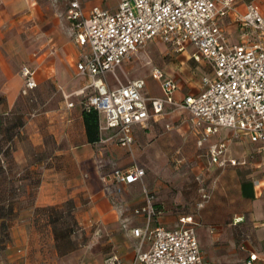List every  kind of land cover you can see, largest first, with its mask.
<instances>
[{
    "label": "crops",
    "instance_id": "crops-1",
    "mask_svg": "<svg viewBox=\"0 0 264 264\" xmlns=\"http://www.w3.org/2000/svg\"><path fill=\"white\" fill-rule=\"evenodd\" d=\"M119 1L79 0L85 15L95 6L113 11ZM249 3L264 16V0H234L233 8L218 18L230 45H251L258 41L257 31L239 21ZM216 5L218 8L221 6L219 1ZM68 7L69 0H0V164L4 168L5 164L14 166L19 170L16 172L18 177L23 170H40L37 173L40 183L33 191L17 189L21 205L16 202L0 204V211L20 213L14 221L1 215L0 226L14 229L13 241L24 239V230L36 223L34 220L38 215L33 217L34 213L43 209L48 211L54 206L58 196L55 185L62 184L67 189L66 198L75 201L78 220L84 227L94 225L108 235L106 241L112 245L109 256H117L121 264H132L138 250L148 249L153 239L150 235L141 243L140 238L132 233V229L143 228L146 224L145 215L135 213L145 203L142 190L143 187L148 188L145 175L142 181L122 184L111 179L110 173L102 174L99 167L102 162L121 167L129 162L146 165L153 161L152 147L157 140H162L157 153L160 159L166 160L169 145L164 142L170 144L171 141L166 137L167 140L163 141L160 137L147 143L146 139L153 132L152 127L159 126L175 138L174 141L191 142L193 148H202L199 155L207 157L209 170L219 168L215 178L218 185L212 200L198 211L197 219H193V215L185 216L188 225L195 228L204 258L212 264H245L249 255L254 253L256 259L253 264H264V152L258 150V144L247 139L234 140L228 157L237 163H213L211 149L231 131L220 129L206 135L202 128L195 127L187 110H173L169 105L162 114L152 115L144 123L133 126L132 144L130 150L127 149L130 153L107 139L109 131L99 130V126L104 124L103 115L100 119L98 117V140L89 142L82 116L84 108L80 102L90 93L87 87L90 80L77 71V63L88 54L89 48L75 41L74 29L67 18ZM154 41L159 40L148 42ZM163 44L171 52L178 53L181 63L191 61L197 77L188 75V81L182 84L175 69L152 66L146 79L136 78L144 80L145 95H161V80L152 76L154 69H160L164 77L172 78L177 84L175 99L199 93L203 88L202 78L210 74L209 66L204 61L193 60L194 47L190 44L182 51ZM23 65L34 71L36 81V87L26 95L21 93L20 68ZM148 78L157 84L156 94L148 89ZM116 85L110 84L111 87ZM66 101H72L74 106L66 107ZM11 130L14 135L7 140L5 133ZM9 145L10 151L6 152L4 148ZM248 146H253L257 153H263L261 159L249 161ZM48 162L51 164L47 165ZM56 163L68 165L69 173L60 167L56 169ZM150 192L157 212L152 225L175 228L182 216L176 219L165 217L161 222L162 206L154 192ZM10 194L4 189L0 197L7 200ZM27 197L30 203L25 204ZM247 221L253 225L251 237L237 244L232 228H240Z\"/></svg>",
    "mask_w": 264,
    "mask_h": 264
},
{
    "label": "built area",
    "instance_id": "built-area-1",
    "mask_svg": "<svg viewBox=\"0 0 264 264\" xmlns=\"http://www.w3.org/2000/svg\"><path fill=\"white\" fill-rule=\"evenodd\" d=\"M221 6L218 8L216 2ZM234 0H120L115 10L92 7L85 15L79 0H69L67 18L74 29L75 41L88 46L89 52L77 63L80 75L89 78L90 93L82 101L86 110H94L104 124L100 131H109L107 139L129 149L133 140V126L144 123L152 115H160L169 105L171 109L187 110L195 127L204 134L228 129L231 134L211 149L213 163L236 164L228 157L234 140L247 139L258 144L264 152V16L251 3L239 16L242 25L257 31L258 41L251 45H230L219 25L218 18L233 8ZM150 40H159L182 51L187 44L194 47L192 58L204 61L210 74L202 80V90L181 100L174 98L177 84L164 77L160 69L152 76L161 80V95L147 96L143 79L117 82L111 87L107 75H115L132 53ZM26 95L36 87L34 71L23 65L20 68ZM82 93L83 90H80ZM66 101V107H73ZM143 167L133 163L126 168H114L111 179L122 184L142 181ZM144 205L135 210L144 214L146 224L134 228L132 233L141 243L152 236L146 250H138L132 264H212L199 247L196 231L188 225V218H179V224L167 229L161 224L152 225L156 215L154 196L143 187ZM254 253L245 264H253ZM105 264H121L115 255Z\"/></svg>",
    "mask_w": 264,
    "mask_h": 264
},
{
    "label": "rangeland",
    "instance_id": "rangeland-1",
    "mask_svg": "<svg viewBox=\"0 0 264 264\" xmlns=\"http://www.w3.org/2000/svg\"><path fill=\"white\" fill-rule=\"evenodd\" d=\"M177 54L171 52L162 42H148L126 59L115 75L109 74L107 82L110 85L117 84L118 81L127 83L136 78L146 79L151 67L158 66L163 69H175L179 80L185 84L188 75L197 77V71L194 70L191 61L181 63V57H177ZM146 83L152 93L158 92L157 84L153 80L148 78ZM84 100L85 98L80 103ZM152 129L153 132L146 138L147 143L160 137H163V141L167 140L166 138L171 141L170 144L164 142L169 145L166 160L160 159L157 153L158 145L162 141L157 140L152 147L153 161L146 165L138 163L145 170V184L154 192L158 203L162 206L160 221L162 222L165 217L176 219L179 215H193V219H197L198 211L213 198L218 185L215 178L219 168L215 171L208 169L207 157L199 155L202 153V148H193L191 142L174 141L175 138L163 132L159 126ZM5 135L7 140H10L14 131H6ZM4 150L9 152L10 145ZM48 151L52 149L48 148ZM247 151L250 155L249 161L261 159L263 156V153L253 151V146H248ZM129 163L122 167L126 168ZM2 165L0 164V192L5 189L11 194L7 200L0 197V204L6 202L20 204V199L16 195L19 193L17 189L28 188L33 191L40 183L37 174L40 170H23L18 177L16 176L18 169L14 166L9 167V164H5V168ZM55 167L68 172V165L63 163H56ZM122 167L111 162H102L99 169L106 175L114 168ZM72 173L74 172L71 171ZM55 188L58 196L54 206L48 211L43 209L34 213L33 217L38 215L34 220L36 223L24 230V239L21 237L20 240L16 238V241H13L11 236L14 229L0 226V264H105V260L112 253V245L106 241L108 235L103 234L102 230L96 229L94 225L84 227L78 220L75 201L66 198V187L56 184ZM23 203H30L29 198L27 197ZM17 214L20 213L0 211V216L9 221H14ZM51 218L55 221L53 225L47 222V219ZM232 230L239 244L243 240L250 239L253 225L247 221L242 227H233ZM18 234L22 235L19 230ZM66 250L69 251L65 252Z\"/></svg>",
    "mask_w": 264,
    "mask_h": 264
},
{
    "label": "trees",
    "instance_id": "trees-1",
    "mask_svg": "<svg viewBox=\"0 0 264 264\" xmlns=\"http://www.w3.org/2000/svg\"><path fill=\"white\" fill-rule=\"evenodd\" d=\"M82 116H83V120H84V124H85V128H86V133H87V137H88V141L89 142H95L98 140V115L97 112L90 109V110H86L83 109L82 111ZM54 218L50 219V223H54ZM55 230V228H54ZM68 236V235H65ZM69 250H66L65 252H68Z\"/></svg>",
    "mask_w": 264,
    "mask_h": 264
}]
</instances>
